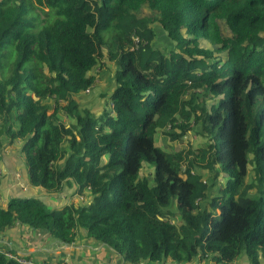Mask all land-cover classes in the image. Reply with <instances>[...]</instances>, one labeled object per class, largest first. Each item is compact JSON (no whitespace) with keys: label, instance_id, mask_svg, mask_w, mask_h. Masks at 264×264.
Returning a JSON list of instances; mask_svg holds the SVG:
<instances>
[{"label":"trees","instance_id":"16d2710c","mask_svg":"<svg viewBox=\"0 0 264 264\" xmlns=\"http://www.w3.org/2000/svg\"><path fill=\"white\" fill-rule=\"evenodd\" d=\"M104 57L115 64L112 106L96 115L78 96L95 88ZM195 125V150L156 144L159 130L175 141ZM1 136L18 141L31 186L88 198L53 207L13 195L0 203L9 241L27 228L105 243L127 264H234L244 253L261 264L264 0H0ZM9 251L0 241V264H20Z\"/></svg>","mask_w":264,"mask_h":264},{"label":"rangeland","instance_id":"374dc122","mask_svg":"<svg viewBox=\"0 0 264 264\" xmlns=\"http://www.w3.org/2000/svg\"><path fill=\"white\" fill-rule=\"evenodd\" d=\"M142 13L145 14H150L152 11L147 7L144 6L142 8ZM155 15V14H154ZM156 31L158 33V37L155 39L154 44L155 46L165 49L166 45L170 44V40L167 37L165 31L162 29V27L159 24L155 25ZM222 33L224 35L230 34V32L225 29V27L222 25ZM202 45L205 47H210L214 48V44H212L209 40L203 39L202 40ZM172 44V43H171ZM104 67L98 71V68L93 69L92 73H95L97 75V84L94 89H92L90 92L87 90L86 92L80 94L78 96V99L80 100V103L82 106H87L90 107L96 115H100L106 107L112 106V104L109 101V96L111 95V92L114 88V81H113V73L115 71V64L113 61H110L108 57H104ZM200 95L202 96L203 93L201 92ZM50 105H52V101L48 100L47 101ZM216 102V99L214 97L209 98V103ZM52 111V110H51ZM61 119L64 120L66 123L69 122L68 117L61 115ZM198 129H200V126L195 125L193 127V130L187 132V134L184 136V138L180 140H175L171 141L170 136L166 135L164 131L159 130L158 134L156 136V144L163 147L164 149L167 150H177L179 152H186L188 153L190 150H195L197 147L202 145L204 143V138L199 134ZM2 138L0 139V178L3 182L4 179L8 180V187H10V190L13 188L14 182L11 181L13 173L17 177H20V183L17 182L16 185H18L19 189L26 191L28 185L26 184V178L25 175L23 174L24 170L21 168L22 166L28 169L27 164L24 162L23 155L20 152V146L18 144V141L10 144L8 143V139L1 136ZM12 161L16 162L18 165L12 166V170H4V167H6V164L13 163ZM58 164L57 166H59ZM153 171V168L150 167L148 164L144 165L142 174L147 175L151 177V173ZM198 172L200 175L202 174L203 177L207 180H211V177L209 175V171H207L204 168L198 169ZM22 173V174H21ZM250 175L248 177V180H250ZM223 180V179H222ZM224 183V180L222 181V184ZM6 185V184H5ZM220 186L217 185L213 188L212 194L217 195L218 193V188ZM75 194V193H74ZM13 193H10L9 191L3 192V190H0V203L1 205H6V201L11 198ZM42 195V193H41ZM86 195V194H85ZM45 200H50V201H55V203H58V200H56V192H46L44 194ZM43 199V197H40ZM87 197H81V196H75L70 201H73L77 203V201L85 203L87 201ZM69 201V202H70ZM24 230H28L27 228ZM21 231V230H20ZM20 235L17 231V233L13 236L12 240L18 237ZM5 239L9 240V235H3L0 234V240ZM52 260V259H51ZM55 261V260H54ZM65 262V261H63Z\"/></svg>","mask_w":264,"mask_h":264},{"label":"crops","instance_id":"0c3cea01","mask_svg":"<svg viewBox=\"0 0 264 264\" xmlns=\"http://www.w3.org/2000/svg\"><path fill=\"white\" fill-rule=\"evenodd\" d=\"M13 163L6 164V167H4V170H12V166L18 165L16 162L12 161ZM24 172L26 178V184L28 185L26 191H23L19 189L17 182L20 181V177H17L15 173L12 175V180L14 182L13 188L10 190V187H8L7 183L8 180L4 179L1 184V189L3 192L9 191L10 193H13V195H36L38 197H43V200L51 205V206H61L70 201V199L73 200L77 194L74 192L75 187L73 188H64L61 192H56V200H58V203L55 201H48L45 200L44 194L46 193L44 191V188L41 187H33L29 183L28 179V169L21 167ZM14 171V169L12 170ZM22 174V173H21ZM6 184V185H5ZM42 193V195H41ZM75 193V194H74ZM12 195V196H13ZM10 199V198H9ZM8 199V200H9ZM8 200L6 202H8ZM18 229V235L17 238L14 240H5L2 239L0 241L6 242L9 247L13 250H15L19 254H24L27 256H34L35 258L39 259H52L55 261H65L68 264H127V262L124 260L123 256L117 253L115 250H113L111 247L106 245L105 243H96L94 241H81V242H75V243H64L60 240H53L48 235H45L44 233H41L39 231H28V230H21ZM260 262L261 264H264V257L260 256ZM142 264H177L170 260H163L158 263L154 262H146ZM192 264H211L207 260H202L198 263H192ZM234 264H250L249 257L247 254H242L240 258Z\"/></svg>","mask_w":264,"mask_h":264},{"label":"built area","instance_id":"2783aa9c","mask_svg":"<svg viewBox=\"0 0 264 264\" xmlns=\"http://www.w3.org/2000/svg\"><path fill=\"white\" fill-rule=\"evenodd\" d=\"M7 256L10 258H14L17 260L20 264H68L67 262L63 261H54L51 259H39V260H34L27 255L24 254H19V253H13L11 251L6 252Z\"/></svg>","mask_w":264,"mask_h":264},{"label":"bare ground","instance_id":"6f19581e","mask_svg":"<svg viewBox=\"0 0 264 264\" xmlns=\"http://www.w3.org/2000/svg\"><path fill=\"white\" fill-rule=\"evenodd\" d=\"M55 18V17H54Z\"/></svg>","mask_w":264,"mask_h":264}]
</instances>
